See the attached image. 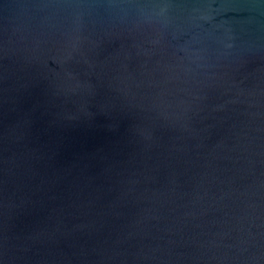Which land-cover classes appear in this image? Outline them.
Masks as SVG:
<instances>
[{
	"label": "water",
	"instance_id": "water-1",
	"mask_svg": "<svg viewBox=\"0 0 264 264\" xmlns=\"http://www.w3.org/2000/svg\"><path fill=\"white\" fill-rule=\"evenodd\" d=\"M0 264H264V0H0Z\"/></svg>",
	"mask_w": 264,
	"mask_h": 264
}]
</instances>
